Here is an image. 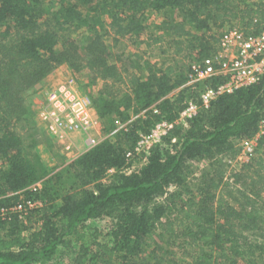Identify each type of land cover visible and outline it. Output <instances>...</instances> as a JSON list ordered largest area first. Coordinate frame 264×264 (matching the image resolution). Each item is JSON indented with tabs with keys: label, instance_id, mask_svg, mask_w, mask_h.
Instances as JSON below:
<instances>
[{
	"label": "trees",
	"instance_id": "obj_1",
	"mask_svg": "<svg viewBox=\"0 0 264 264\" xmlns=\"http://www.w3.org/2000/svg\"><path fill=\"white\" fill-rule=\"evenodd\" d=\"M147 13L159 21L146 26ZM223 27L260 34L264 0H0V209L40 203L22 219L0 217V264H264V137L226 177V161L256 133L264 76L175 124L123 172L140 135L197 104L208 82L185 84L218 52L212 31ZM61 66L99 82L98 119L124 127L55 172L37 149L27 95ZM199 161L207 167L191 180ZM106 218V233L92 228Z\"/></svg>",
	"mask_w": 264,
	"mask_h": 264
},
{
	"label": "built area",
	"instance_id": "obj_2",
	"mask_svg": "<svg viewBox=\"0 0 264 264\" xmlns=\"http://www.w3.org/2000/svg\"><path fill=\"white\" fill-rule=\"evenodd\" d=\"M262 76H264V31L252 36L235 28L226 30L219 37L218 52L191 67V74L185 87L208 82L203 89L196 91L199 94L197 104L188 101L175 123L159 122L148 134L140 135L132 153H127V160L130 161L135 153L147 155L151 149L162 143L163 138L172 131L175 124L185 125L188 119L194 117L200 109H207L216 98L250 87ZM212 79L216 81L214 85L210 84ZM55 94L54 97H49L52 107L50 118L54 121L52 132L61 138L65 130L79 129L86 135L87 149L97 145L99 142L94 136L99 134L98 119L93 120L89 113V100L75 94L71 79L59 87ZM47 117L48 115L42 114L36 119L39 121ZM115 125L117 130L124 127L120 122H116ZM262 137H264V111L258 121L255 135L251 139L241 141L238 145L237 156L226 161L229 168L240 167L254 158ZM172 142L175 140L172 139ZM126 171L131 172L130 169ZM111 172L114 171H108V173ZM39 188L40 183L30 187L31 190ZM37 206H40V203L24 201L12 207L0 209V217L5 218L10 214H17L22 219L27 211Z\"/></svg>",
	"mask_w": 264,
	"mask_h": 264
},
{
	"label": "rangeland",
	"instance_id": "obj_3",
	"mask_svg": "<svg viewBox=\"0 0 264 264\" xmlns=\"http://www.w3.org/2000/svg\"><path fill=\"white\" fill-rule=\"evenodd\" d=\"M144 19H145L146 26H149L151 23H157L159 21V16H156L151 13H147L144 16ZM226 30H227V27H223L222 29H219V30L213 29L212 32L215 35H218L219 37ZM74 36L75 34L72 37ZM141 37L144 38V35H142ZM158 59L162 62L163 61L167 62L166 56H160ZM69 79L73 81V89H74L75 94L81 97H85L89 100L90 102L89 113L92 119L93 120L98 119L95 108L93 107V104H92V98L95 97V94L100 87V83L90 82L89 80L86 79V77H82L80 75L77 76L73 74L66 66L59 67L56 71L53 72L50 79L45 80L44 82H41L38 86L34 88L33 91H31L27 95V98L31 102L33 111H35L34 113H37L38 116H40L44 114V111H49V109L51 108L49 97L52 98V96L58 92L59 87L64 85ZM97 130L99 134L97 131L96 132L98 135H100V138H96L98 135H95L94 138L97 139L98 142L107 141V140L113 141V137L115 133L118 131L117 129L106 130L103 127L102 122H100L99 119H98ZM67 131H70V130H67ZM71 131L75 132L74 133L75 135L73 136L71 141H62V142H57V143L50 142V145H47L45 143L44 136L42 135L37 136V140H36L37 145H38L37 149L40 153V156L42 157V159L46 161V163L49 166V169H53V171L55 172L57 170L64 168L65 165L68 164V161L72 159L73 156H76L80 151L82 152L83 150L86 149L84 145L85 144L84 140L86 139V135L84 134V132H82L79 129L71 130ZM68 145H79L81 148L79 147L77 148L82 149V150L71 152L70 151L71 149L69 148ZM142 157H143L142 153H139V154L135 153V155H133V157L129 161L128 169H130V171H135L139 169L143 164ZM189 165H190V169L193 171V175H191V180H193L195 179V177L198 176L197 173L199 171L207 167V161L190 162ZM238 168L239 167L230 169L228 167L226 177H229L231 174L237 171ZM123 172L127 173L126 170H124ZM112 174H114V172L107 173L105 181H107L109 177H111ZM60 188H63V185H60ZM171 191L172 189L169 190V192ZM109 221H110L109 218L95 221L93 222L92 228L97 229V232L105 231L106 233ZM106 241H107L106 237L102 234L101 236L97 238L95 242L106 243ZM93 242H94L93 240L92 241L88 240L87 244L89 246H92L91 243ZM54 262L55 261L52 260L50 263H46V264H66V261H63V260L57 263L56 262L54 263Z\"/></svg>",
	"mask_w": 264,
	"mask_h": 264
},
{
	"label": "crops",
	"instance_id": "obj_4",
	"mask_svg": "<svg viewBox=\"0 0 264 264\" xmlns=\"http://www.w3.org/2000/svg\"><path fill=\"white\" fill-rule=\"evenodd\" d=\"M35 112V111H34ZM52 112V107L49 109V111H44V114L47 116L48 115V117L47 118H44V119H42V120H39V121H37V129H38V132L42 135V136H44V139H45V143L47 144V145H50V142L51 143H57V142H62V141H71L72 140V138H73V136L75 135L74 133V131H67V130H65L64 132H63V134L61 135L62 137L61 138H59L56 134H54L53 132H52V129H53V126H52V123H54V121H53V119H51L50 118V113ZM36 114V117H38V114L37 113H35ZM40 117V116H39ZM51 128V129H50ZM96 138H100V135H98ZM59 140V141H58ZM86 140V139H85ZM85 140H84V143H85ZM85 145V144H84ZM69 146V148L71 149L70 151L71 152H73V151H77V150H82V149H79V148H81L79 145H68ZM77 147H79V148H77ZM84 147V146H83ZM85 147H86V149H87V145H85ZM86 149L85 150H83L82 152H84V151H86ZM81 151L77 154V155H79V154H81L82 153ZM72 154V153H71ZM76 155V156H77ZM76 156H73L72 157V159H70L69 161H68V163L69 162H71Z\"/></svg>",
	"mask_w": 264,
	"mask_h": 264
}]
</instances>
